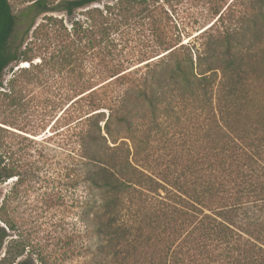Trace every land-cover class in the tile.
<instances>
[{
	"label": "trees",
	"instance_id": "16d2710c",
	"mask_svg": "<svg viewBox=\"0 0 264 264\" xmlns=\"http://www.w3.org/2000/svg\"><path fill=\"white\" fill-rule=\"evenodd\" d=\"M106 1L31 0L16 13L0 0V87L22 62L31 79L75 78L42 135L41 180L35 153L17 165L2 142L37 134L0 119V185L12 181L0 264H46L24 231L55 206L74 209L84 264H264V0L223 30L217 11L199 45L172 30L170 0ZM136 19L155 21L159 52L131 69L112 36ZM21 88L15 75L0 91L1 113Z\"/></svg>",
	"mask_w": 264,
	"mask_h": 264
},
{
	"label": "rangeland",
	"instance_id": "374dc122",
	"mask_svg": "<svg viewBox=\"0 0 264 264\" xmlns=\"http://www.w3.org/2000/svg\"><path fill=\"white\" fill-rule=\"evenodd\" d=\"M10 1L17 13L31 0ZM116 1L109 0L106 2L112 4ZM106 2L101 3L99 6L103 7ZM248 3L249 0H170L165 3V6L170 15L169 21L172 30L174 32H177V29L179 30L183 42L199 45L203 38L199 34L217 20L219 17V15H216L217 11L224 13L215 25L214 30H223L226 27H234L239 23ZM154 23L155 21L152 20L136 19L121 31L113 34L114 53L118 60L124 61V67L131 66L132 69L140 66L143 64L140 62L143 57L155 56L159 52ZM210 32H213V30H208V33ZM197 35L199 36L197 37ZM40 60L38 57L35 62H40ZM88 65L91 67L92 60L88 61ZM28 66L29 63L26 65L25 62H22L19 65H11L7 68L5 85L0 87V91L8 90L9 80L16 75V82L22 83L20 93L22 101L18 108L14 110L7 109L4 113L0 112V119L10 117L9 119L14 121L18 127H26V129H30L37 135L28 134L31 138H34V141L30 142L20 136H14L12 133L3 132L5 137L2 138V142L6 145H12L13 158L16 160L17 165H21L27 157L32 160L36 158L38 160L37 165L40 167L38 173L41 180L46 169L44 157L41 155L45 147V143L41 140L42 135L49 129L50 125L47 124L53 115L60 114L59 104L68 97L71 98L75 95L73 88L75 78L72 77L70 86L63 79L64 73L59 72L49 73L41 80L31 79L32 76L28 75V71L25 72L19 69ZM0 102H2V99H0ZM12 130L18 133L22 132L14 128ZM6 149V146H0V154L4 158ZM24 151L35 153L36 157L27 156L23 158L21 154ZM42 182L40 181L36 184V187H32L30 190L33 206L36 205L34 199L37 195L46 190V188H40ZM11 185V179L0 185V196L4 195ZM76 223L77 216L74 209L55 206L48 209L47 214L38 221V224L33 220L32 225L24 232L26 235L32 236L34 239L33 251L39 253L46 264H84L80 248L75 240Z\"/></svg>",
	"mask_w": 264,
	"mask_h": 264
},
{
	"label": "bare ground",
	"instance_id": "6f19581e",
	"mask_svg": "<svg viewBox=\"0 0 264 264\" xmlns=\"http://www.w3.org/2000/svg\"><path fill=\"white\" fill-rule=\"evenodd\" d=\"M36 60V59H35ZM26 65H28V63L25 62Z\"/></svg>",
	"mask_w": 264,
	"mask_h": 264
}]
</instances>
